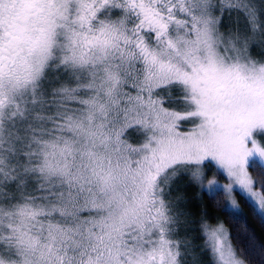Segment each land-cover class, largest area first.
<instances>
[{
  "label": "rangeland",
  "instance_id": "rangeland-1",
  "mask_svg": "<svg viewBox=\"0 0 264 264\" xmlns=\"http://www.w3.org/2000/svg\"><path fill=\"white\" fill-rule=\"evenodd\" d=\"M214 1L232 11L215 20L211 0H0V199H12L4 185L20 171L7 160L25 137L38 189L56 195L0 202V264H180L172 232L191 239L178 194L191 175L232 212L240 193L264 219L249 172L264 168V0ZM49 70L52 83L69 78L45 94ZM45 98L54 106L40 114ZM210 166L225 179L206 176ZM203 234L215 264H245L223 224Z\"/></svg>",
  "mask_w": 264,
  "mask_h": 264
},
{
  "label": "trees",
  "instance_id": "trees-1",
  "mask_svg": "<svg viewBox=\"0 0 264 264\" xmlns=\"http://www.w3.org/2000/svg\"><path fill=\"white\" fill-rule=\"evenodd\" d=\"M236 1L240 2V0ZM211 3L213 5L212 10L215 20L224 16L226 12L232 11L229 8H220V3L217 1L213 2V0H211ZM234 9L233 11H235ZM220 49L223 51L225 50L221 47V42ZM50 73L52 75V70H49V73L46 72L43 79L42 88L43 93L45 92V94H49V91L53 85L54 88L59 86L61 87V81H65L66 78H69V76L63 72L59 75L56 81L52 83L48 77ZM171 99L174 102L173 104L177 103L176 96L172 97ZM47 102L48 100L45 98L43 102H39L38 106H34L33 109H35L40 114H46L48 113V110L50 109L51 111L52 107L54 106L52 102H50V106L47 104ZM178 102L180 103V101ZM34 112L35 111L32 110L27 116L30 125L32 127L34 124L42 125V120L32 119V114H34ZM37 130L38 133H40V129L38 127ZM24 131L26 130L21 127L18 130L21 135H23ZM131 131L128 132L129 138L131 141L133 140L134 142H138L140 140L139 130H136V132ZM25 139L26 137L16 143V151H14L8 157L9 159L7 161L13 163L16 173L17 170L20 172L17 173L15 178V181L18 183L14 181L13 183H6L4 185L6 192H11L9 197L12 199H9L6 194V198L4 197L2 201L0 199L2 204H7L8 199L9 203L11 201H16L17 199L21 200L20 202L25 200H36L37 202V200H42L44 197H46L44 193L47 194L49 199L55 201V193H49L45 190H42L40 187L39 188L41 190H39L38 184L42 183V181L40 178L36 177L35 174L30 173L28 166L30 164L29 154H31V152H29V146L27 149V147L22 144V141H25ZM2 157H5V153L3 149H0V158ZM249 172L254 178L256 185L259 186L264 193L263 166L257 161H252L249 166ZM188 173L195 175V168L191 166V170ZM198 173H201L200 169L197 174ZM181 176L184 175H180L181 180H186ZM206 176H214L220 180L225 179L224 174L214 166H210L206 170ZM186 178L188 179V182H182V187H180L178 192L179 195L186 199L184 204L181 206L186 212L181 214L180 217L182 218L184 224L181 235L182 237L183 234L188 235L191 237V239L185 240L184 237L178 239L174 236V232H172V238L179 241L177 245L180 249V264H215L210 251L204 245L205 238L203 233L205 224L211 225L216 223H221L225 226L235 253L245 264H264V219L257 212L253 204L244 195L237 193V202L241 208V212L234 213L225 207L226 197L223 191L216 190L213 192H206L200 188L198 182L196 181L197 177H194L193 179L191 175L190 178ZM18 202L19 201H17V204H19ZM38 202L40 203L42 201ZM166 204L168 205L167 201ZM168 208V212H170L168 215L169 219L171 217L173 220L171 227H176V217L173 211H170L169 205Z\"/></svg>",
  "mask_w": 264,
  "mask_h": 264
},
{
  "label": "flooded vegetation",
  "instance_id": "flooded-vegetation-1",
  "mask_svg": "<svg viewBox=\"0 0 264 264\" xmlns=\"http://www.w3.org/2000/svg\"><path fill=\"white\" fill-rule=\"evenodd\" d=\"M5 57H7V56H1L0 59H1V58H2V59H5Z\"/></svg>",
  "mask_w": 264,
  "mask_h": 264
}]
</instances>
